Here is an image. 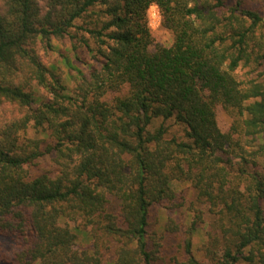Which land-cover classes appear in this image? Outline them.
I'll use <instances>...</instances> for the list:
<instances>
[{
	"label": "trees",
	"instance_id": "1",
	"mask_svg": "<svg viewBox=\"0 0 264 264\" xmlns=\"http://www.w3.org/2000/svg\"><path fill=\"white\" fill-rule=\"evenodd\" d=\"M64 40L96 63L73 90L38 51ZM263 66L264 18L242 0H0V264H104L110 250L114 264H155L150 214L183 206L174 182L199 205L185 264H264V74L240 77ZM170 120L184 139L168 138ZM46 157L56 170L33 174Z\"/></svg>",
	"mask_w": 264,
	"mask_h": 264
},
{
	"label": "rangeland",
	"instance_id": "2",
	"mask_svg": "<svg viewBox=\"0 0 264 264\" xmlns=\"http://www.w3.org/2000/svg\"><path fill=\"white\" fill-rule=\"evenodd\" d=\"M236 0H230L231 4H235ZM243 6L253 11H258L264 18V0H242ZM155 11V10H154ZM153 18L158 19L153 16ZM152 31L156 37L157 44L164 47H171L173 45V35L163 28L161 22H152L150 24ZM54 49H45L38 47L39 54L43 63L47 67L56 68L63 81L69 90H73L80 82L82 75H87L90 67L96 66L91 56L77 44L78 54L76 55L68 40L54 41ZM260 73L264 74V66L258 69L257 72L250 71L249 68L243 69L240 72V77L243 79L249 77H259ZM37 94L40 98H46V94L38 90ZM217 118L219 126L224 132H228L231 127V119L224 112L222 108L218 109ZM162 121L157 122V126ZM166 126L169 127L168 138L177 136L183 138L185 136L184 128L175 124L173 120L167 121ZM30 136L35 138H45V136H38L30 133ZM49 140L46 141V144ZM56 170L55 164L51 157H46L36 166L33 174H41L43 172H54ZM173 188L175 189L178 198L177 203L182 204V207L172 209L170 203H163L154 206L150 214L149 235L153 239L150 241V248L154 249V242H157L160 247V259L155 264H185L187 262L185 253L183 252V241L186 238V232L189 231L192 222L194 221L196 210L199 205L195 202V193L190 184L185 182H174ZM183 198V199H181ZM116 204V203H115ZM114 204V205H115ZM213 217L206 214L204 215V222L197 224L195 233L193 234V254L202 261L204 260L203 247L208 240V234L211 230ZM173 225L179 227L178 232H165L164 228ZM78 246L80 248H91L92 241L86 233L77 232ZM155 244V243H154ZM5 250L11 251L12 245L8 241ZM104 264H114V251L110 250L106 254Z\"/></svg>",
	"mask_w": 264,
	"mask_h": 264
},
{
	"label": "built area",
	"instance_id": "3",
	"mask_svg": "<svg viewBox=\"0 0 264 264\" xmlns=\"http://www.w3.org/2000/svg\"><path fill=\"white\" fill-rule=\"evenodd\" d=\"M155 10V11H154ZM148 15H149V21H150V24L154 21L156 22H161V14H160V10L158 8V6L156 5H153L150 9H149V12H148ZM153 16L157 17L158 19L156 20V18H153Z\"/></svg>",
	"mask_w": 264,
	"mask_h": 264
}]
</instances>
